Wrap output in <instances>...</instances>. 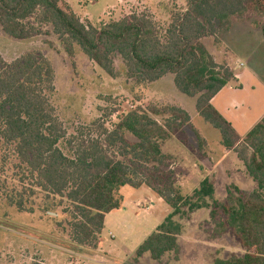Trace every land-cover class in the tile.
Returning a JSON list of instances; mask_svg holds the SVG:
<instances>
[{
    "label": "trees",
    "instance_id": "trees-1",
    "mask_svg": "<svg viewBox=\"0 0 264 264\" xmlns=\"http://www.w3.org/2000/svg\"><path fill=\"white\" fill-rule=\"evenodd\" d=\"M185 5L161 28L145 13L93 26L62 7L60 0H0V27L15 39L33 37L40 33L39 26L29 22L35 14L38 23L51 27L68 55L77 46L110 77L116 75L114 55L137 82H153L171 73L180 92L195 96L197 113L219 131L220 143L236 153L256 188L245 192L230 184L224 200L218 201L213 182L205 177L190 195L181 192L170 167L172 156L161 144L175 136L187 146L184 126L191 128L200 147L205 140L187 111L175 104L128 110L111 129L101 123L96 136L68 140L71 154H65L58 146L65 130L49 102L53 69L41 52L31 50L9 62L0 56V140L12 146L20 180L29 184H23L24 191L6 192L4 201L26 210V189L65 198L72 210V240L93 247L105 214L121 207L117 191L125 185H144L171 210L135 249V258L147 252L157 260L176 250L182 224L175 218L186 207L209 209L216 236L229 233L243 249L241 255L215 264H264V115L241 137L212 105V97L236 78L202 42L208 35L219 37L229 29L232 17H244L248 8L264 15V0H185ZM261 30L264 35V25Z\"/></svg>",
    "mask_w": 264,
    "mask_h": 264
},
{
    "label": "rangeland",
    "instance_id": "rangeland-1",
    "mask_svg": "<svg viewBox=\"0 0 264 264\" xmlns=\"http://www.w3.org/2000/svg\"><path fill=\"white\" fill-rule=\"evenodd\" d=\"M60 4L82 22L93 26L131 13H145L161 28L166 27L175 12L182 11L186 6L184 0H60ZM244 14L248 19L236 18L237 21H233L227 31L219 37L205 36L203 43L209 51L215 46L219 56L231 62L229 65L222 61L218 63L232 69V63L240 59L248 68L259 71L264 79V44L260 29L264 25V15L251 8ZM29 22L39 26L40 33L27 39L12 38L0 27V56L9 62L27 51L37 50L49 61L54 76V89L49 95V102L65 130L64 138L58 141L65 154H71L68 140L77 142L94 137L99 124L111 129L128 110L148 105H170L176 102L178 95L190 111L191 124L215 152V155L212 152L211 158L216 160L224 153L219 131L204 121L197 111L195 113V96L180 92L171 73L153 82H137L126 74L120 57L114 55L116 75L110 77L77 46L73 54L68 55L51 27L38 23L35 14ZM157 120L160 121V118L157 117ZM183 132V137H187V146L171 136L162 142L161 148L171 154L170 167L176 184L182 185L181 192L186 195L196 183V176L188 173L190 168L200 164L206 168L211 166L207 160L199 158L203 146L200 147L191 128L184 126ZM127 138L134 139L129 134ZM184 174L190 177L186 178ZM198 175L200 177L201 172ZM20 176L12 146L0 140V264H215L216 260L243 252L229 233L216 236L215 223L209 220L205 208L188 211L184 207V213L175 218L182 224V230L177 235V249L166 252L157 260L147 252L135 258L134 251L130 253L131 249L155 229L167 215L169 207L163 201H157V196L146 186L134 188L128 185L117 192L130 197L134 206L128 205L127 208L131 210L119 208L110 211L97 235L96 245H79L70 236L72 210L65 198L47 196L38 190L31 194L26 189L23 194L26 210H18L4 201V194L10 193L12 188L24 191L23 184L29 187L27 180L21 181ZM230 181L226 179L223 183L216 179L214 199L224 200L225 187L230 185ZM251 190L245 186L242 189L245 192ZM151 200L155 202L154 209L145 211ZM208 202L212 200L208 199ZM112 247L120 252L119 257L108 254Z\"/></svg>",
    "mask_w": 264,
    "mask_h": 264
},
{
    "label": "crops",
    "instance_id": "crops-1",
    "mask_svg": "<svg viewBox=\"0 0 264 264\" xmlns=\"http://www.w3.org/2000/svg\"><path fill=\"white\" fill-rule=\"evenodd\" d=\"M184 3H185V0H184ZM236 18H238V20L239 19H242V20L248 19L246 17L233 16L231 19V23L233 21H237ZM243 21H245V20H243ZM249 22L252 24L251 21H249ZM261 36H262V42L264 44V35L262 33V30H261ZM202 42H203V39H202ZM211 49H212V51H209V50L208 51L210 52V54L213 56L214 60L217 63L221 62V61L223 63L226 62L228 65H229V63H231L229 61H226V58L223 59L219 56L220 52H219V50L217 51L215 46H213ZM216 55H217V57H216ZM240 62L242 63V65H238V63H240ZM232 65H233L232 69H233V72L235 74L236 79L234 81H231L229 84L225 85L224 87H222L212 97L211 103L232 124V126L236 130V132L241 137H243L249 131V129L254 124H256L264 115V79L261 77L259 71H256L252 68H248L247 65H245V63H243L240 59H237L236 63L235 64L232 63ZM173 104L180 106L181 108L186 110L190 116V121H191L190 111L185 107L184 99L180 95H178V99ZM195 113H196V110H195ZM201 137L204 138L203 136H201ZM204 140H205V143L203 145V149H202L201 154L199 155V158L203 159V160H207V162L210 163L211 167L210 168L208 167L209 168L208 169V168L204 167V165L200 164V165H195L194 167L192 166V168H190V171H188V173H189V175L196 176L195 177L196 183H195V187L186 195H190L191 192L198 186L199 182L205 177L209 178L213 182L214 190L216 187V185H215L216 179H219V181H222L223 183L225 182L226 179H229V180H231L229 184L233 183L234 185L238 186L241 190L243 189L244 186L249 187L252 190H254L256 188L255 182L248 176L242 162L237 158L235 152H233L232 150H226L223 147L225 150L224 153H222L219 158L217 157L216 160H214L215 157L211 158L212 157L211 154L214 151L212 149H210L205 138H204ZM193 153H195V152H193ZM168 154H170V153H168ZM214 155H215V152H214ZM231 155H233V156H231ZM211 159H212V161H210ZM200 172L202 175L199 177L198 174ZM184 175L186 178L190 177V176H186V174H184ZM178 185H179V187L182 186L181 184H178ZM142 186H144V185H142ZM142 186H140V187H142ZM137 188H139V187H137ZM147 188L150 189L149 187H147ZM180 189H181V187H180ZM127 193L131 194L130 192H127ZM132 196H134V195H132ZM121 197H122V202H121L120 208H124L125 211H127V210L130 211L131 208H127L128 205L134 206V205H132L130 197L127 198L124 195H121ZM157 201L162 202L163 200L157 196ZM138 203L139 202H137V204ZM154 207H155V202L153 200H151L149 202L148 206L147 207L145 206L146 209H144V210L145 211L148 209L152 210V209H154ZM205 209H206V213L208 215L209 209H207V208H205ZM170 210L171 209L169 207L167 214L170 212ZM196 210H198V209H196ZM107 214H109V212L105 214L104 220H105ZM103 224H104V222H103ZM156 226L154 228H156ZM154 230H152V231H154ZM111 236H112V234H111ZM142 241H140L137 244V247L139 246V244H141ZM137 247H134L133 249H131L132 251H130V253L135 251V249ZM107 252H108V254H110L114 258H117L120 256V252H118V250L115 247H112ZM126 257H128V255Z\"/></svg>",
    "mask_w": 264,
    "mask_h": 264
},
{
    "label": "built area",
    "instance_id": "built-area-1",
    "mask_svg": "<svg viewBox=\"0 0 264 264\" xmlns=\"http://www.w3.org/2000/svg\"><path fill=\"white\" fill-rule=\"evenodd\" d=\"M238 65H242V63L240 62V63H238Z\"/></svg>",
    "mask_w": 264,
    "mask_h": 264
}]
</instances>
